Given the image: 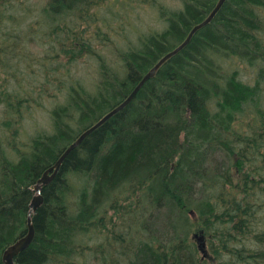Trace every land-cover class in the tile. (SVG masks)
Wrapping results in <instances>:
<instances>
[{"label":"trees","instance_id":"16d2710c","mask_svg":"<svg viewBox=\"0 0 264 264\" xmlns=\"http://www.w3.org/2000/svg\"><path fill=\"white\" fill-rule=\"evenodd\" d=\"M79 1L52 0V6L56 14L74 16L83 13L81 4L76 6ZM215 1L184 0L181 9H163L166 28L148 35L141 47L125 54L124 70L117 71L122 76L102 64L103 79L94 92L83 93L77 83L70 86L73 108L53 111L50 134L31 137L23 150L16 148L14 159L0 157V264H5V247L26 233L34 194L31 185L66 145L122 102L150 67L209 14ZM85 16L93 19L92 14ZM73 28V48L62 49L64 56L77 57L85 52L81 48L93 46L92 35L83 37V29L77 33ZM3 29L4 25L0 38L7 34H1ZM60 31L68 34L67 27ZM68 40L64 38L62 44ZM240 62L258 67L253 84L240 78ZM16 96L0 84V105L6 103L12 109L6 114L10 117L1 122L5 128L20 121L19 105L12 101L18 102ZM262 100L264 0H226L215 17L165 61L122 110L68 153L56 176L42 188L43 202L31 215L34 238L15 257V263H74L80 234L89 232V225L115 191L131 185L149 193L150 214L164 208L167 219L165 230L156 236L161 243L146 242L127 264H194L195 249L181 246L182 238L177 236L181 229L176 224L187 227L190 209L198 213L207 231L219 234L215 235L219 241L216 256L229 249L243 264H264V204L259 201L264 196L259 183L263 175L255 165L257 159L264 163ZM249 114L252 127L239 128L240 117ZM220 153L227 158L237 154L231 157L232 173L230 166L224 172L210 167L215 164L213 156ZM245 161L252 169L244 171ZM154 228L151 234L155 236ZM119 239L127 243L130 237L121 234Z\"/></svg>","mask_w":264,"mask_h":264},{"label":"rangeland","instance_id":"374dc122","mask_svg":"<svg viewBox=\"0 0 264 264\" xmlns=\"http://www.w3.org/2000/svg\"><path fill=\"white\" fill-rule=\"evenodd\" d=\"M96 1L95 4L94 0H80L76 6L81 4L80 10L83 13L76 12L81 16L78 18L77 15L56 14L52 0H0V27L4 25L1 34L7 33L4 38H0V49H4L0 52L3 55L0 58V84L4 91L6 89L13 91L17 98L20 97L18 102L16 99L12 101L16 106L19 105L17 107L21 111L20 121H14L17 126L5 128L1 122L10 117L6 114L12 109L7 107L6 103L0 105V157L14 159L17 157L16 148L23 150L24 143L30 142L31 137L39 136L38 133L50 134L55 120L53 111L66 106L73 108V104H69L72 84L77 83L83 93L94 92L103 79L102 64L110 68L114 74H117L118 70L123 71L125 54L136 47H141L142 39L148 35L166 28V17L162 15V10L181 9L184 2V0ZM86 14H92L93 19L84 17ZM74 26L77 33L80 29L84 30L83 37L92 35L93 46L91 49L81 48L85 49V52L77 57L71 54L64 56L62 49L73 48L75 34L70 31L74 30ZM66 27L68 34L60 31ZM64 38L69 40L62 44ZM232 63L238 62L233 60ZM237 69L244 82L250 84L255 82L258 67L240 62ZM30 72L34 73L33 76H29ZM262 102L264 103V100ZM74 117L76 119L72 126L75 127L78 122L77 113ZM240 119L239 128L247 130L249 125L252 127L251 114L242 115ZM261 153L264 154L263 148ZM235 155L228 156L229 158L223 153H220L219 157L213 156L215 164L210 167L224 172L230 166L232 173L234 168L231 166V157L234 159ZM249 163L245 161L244 171L246 167L252 169ZM240 165L243 166L241 162ZM255 165L263 175L259 183L264 189V163L257 159ZM69 176L73 180L76 179L72 174ZM148 196L149 193L131 185L115 191L89 225V232L79 233L81 236L74 248L72 264H115L119 260L121 262L118 264H127L126 261L135 260L134 252L146 242L161 243L157 237L165 230L167 213L162 208L158 213L150 214L153 211ZM259 201L264 204V196ZM170 217L174 218L172 215ZM183 221L186 222V219ZM186 223L187 227L180 222L176 223L181 229V234L177 236L182 238L179 240L181 246L195 249L194 264H243L239 261L238 255L235 254L234 257L229 249H224L216 256L214 251L219 241L215 235L219 234L207 231L196 211L188 212ZM102 227L107 229L103 230ZM153 227L157 233L155 236L151 234ZM194 233L204 236L208 249L207 256H203L197 250ZM121 234L130 237V240L123 243L119 239ZM230 243L232 244V240Z\"/></svg>","mask_w":264,"mask_h":264},{"label":"water","instance_id":"95a60500","mask_svg":"<svg viewBox=\"0 0 264 264\" xmlns=\"http://www.w3.org/2000/svg\"><path fill=\"white\" fill-rule=\"evenodd\" d=\"M224 0H219L214 7V9L208 14L206 18H204L199 23L195 24L186 37L183 39L181 43H179L176 47H174L172 50L166 52L164 55H162L156 63L150 67V69L143 75L141 80L135 85V87L132 89V91L128 94V96L117 106L109 110L107 113H105L99 120H97L93 125L85 129L80 135L72 141L61 153V155L55 160V162L48 167L41 175L40 178H38L37 182L32 186V188L36 191L37 194H35L31 201H30V209L27 214L26 218V226L27 230L26 233L20 237H17L13 242H11L9 245L5 247L2 253V259L5 264H16L15 263V257L28 245L32 242L34 235H35V227L34 223L31 217V214L36 210V208L42 203L43 197L41 195V190L44 185L49 183L57 174L62 161L65 159V157L68 155V153L73 150L75 147H77L82 140L91 133L94 129L102 125L104 122H106L111 116L116 114L118 111L122 110L136 95L137 91L140 89V87L145 83L146 80L153 77L157 70L160 68V66L167 61L170 57H172L174 54L178 53L192 38L193 34L200 29L201 27L208 24L213 16L216 14L217 10L220 8L221 4ZM192 212V211H190ZM193 236L196 238L198 243V249L203 253V255H206V249H205V241L204 236L199 233H194Z\"/></svg>","mask_w":264,"mask_h":264},{"label":"bare ground","instance_id":"6f19581e","mask_svg":"<svg viewBox=\"0 0 264 264\" xmlns=\"http://www.w3.org/2000/svg\"><path fill=\"white\" fill-rule=\"evenodd\" d=\"M218 1H219V0H217V2H218ZM225 1H226V0L223 1V3L221 4L220 8L217 10L216 14H217L218 11L221 9V7H222L223 4L225 3ZM217 2H216V4H217ZM216 4H215V6H216ZM215 6H214V7H215ZM214 7L212 8V10L214 9ZM212 10H211V11H212ZM211 11H210V12H211ZM210 12H209V13H210ZM216 14H215V15H216ZM215 15L213 16V18L215 17ZM207 16H208V15H207ZM207 16H206V17H207ZM206 17H205V18H206ZM213 18H212V19H213ZM188 43H189V42H188ZM188 43H187V44H188ZM187 44H186V45H187ZM186 45H185V46H186ZM185 46H184V47H185ZM184 47H183V48H184ZM183 48H182V49H183ZM108 69H109V68H108ZM113 69H114V67H113ZM157 71H158V70H157ZM155 74H156V73H155ZM78 82H79V81H78ZM97 82H98V81H97ZM84 84H85V83H84ZM87 88H88V87H87ZM92 89H94V88H92ZM88 90H89V88H88ZM91 91H92V90H91ZM92 92H93V91H92ZM134 97H135V96H134ZM134 97H133V98H134ZM125 98H126V97H125ZM65 100H66V98H65ZM61 103H62V102H61ZM120 103H121V102H120ZM6 135H7V134H6ZM3 137H4V136H3ZM5 138H6V137H5ZM13 141H14V140H13ZM27 141H28V140H27ZM21 143H22V142H21ZM24 144H25V143H24ZM22 147H23V146H22ZM4 148H5V147H4ZM14 149H15V148H14ZM62 162H63V161H62ZM60 167H61V166H60ZM59 169H60V168H59ZM58 171H59V170H58ZM52 180H53V179H52ZM52 180H51V181H52ZM42 202H43V201H42ZM41 204H42V203H41ZM41 204H40V205H41ZM40 205H39V206H40ZM39 206H38V207H39ZM38 207H37V208H38ZM37 208H36V209H37ZM29 209H30V206H29ZM34 211H36V210H34ZM31 215H32V214H31ZM31 217H32V216H31Z\"/></svg>","mask_w":264,"mask_h":264}]
</instances>
